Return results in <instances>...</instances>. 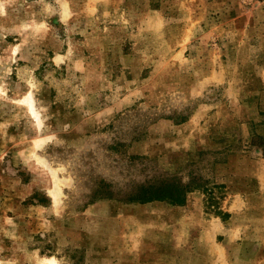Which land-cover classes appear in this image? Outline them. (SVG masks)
Returning a JSON list of instances; mask_svg holds the SVG:
<instances>
[{"label": "rangeland", "instance_id": "obj_1", "mask_svg": "<svg viewBox=\"0 0 264 264\" xmlns=\"http://www.w3.org/2000/svg\"><path fill=\"white\" fill-rule=\"evenodd\" d=\"M44 258L264 264V0H0V264Z\"/></svg>", "mask_w": 264, "mask_h": 264}, {"label": "bare ground", "instance_id": "obj_2", "mask_svg": "<svg viewBox=\"0 0 264 264\" xmlns=\"http://www.w3.org/2000/svg\"><path fill=\"white\" fill-rule=\"evenodd\" d=\"M42 264H56L52 258H44Z\"/></svg>", "mask_w": 264, "mask_h": 264}, {"label": "crops", "instance_id": "obj_3", "mask_svg": "<svg viewBox=\"0 0 264 264\" xmlns=\"http://www.w3.org/2000/svg\"><path fill=\"white\" fill-rule=\"evenodd\" d=\"M222 253V252H221Z\"/></svg>", "mask_w": 264, "mask_h": 264}]
</instances>
